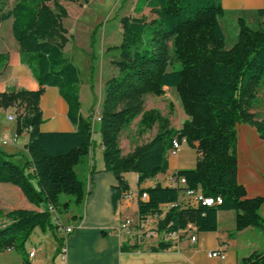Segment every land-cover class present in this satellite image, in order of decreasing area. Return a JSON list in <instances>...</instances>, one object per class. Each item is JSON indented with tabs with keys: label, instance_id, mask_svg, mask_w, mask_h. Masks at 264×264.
I'll list each match as a JSON object with an SVG mask.
<instances>
[{
	"label": "trees",
	"instance_id": "16d2710c",
	"mask_svg": "<svg viewBox=\"0 0 264 264\" xmlns=\"http://www.w3.org/2000/svg\"><path fill=\"white\" fill-rule=\"evenodd\" d=\"M67 2L74 0H0V24L12 20L20 61L30 68L39 85L37 91L0 93V109L23 107L24 113L17 117V132L29 133L23 165L0 150V183L17 186L31 204L43 209L0 210V251L19 252L22 264H31L25 249L36 229L51 231L60 247L65 244L49 207L59 215L68 214L73 208L81 209L87 198L86 183L77 169L88 161L94 148V126L93 118L85 119L80 112V72L65 53L69 42L63 25L68 17ZM146 9L153 18L142 15ZM134 13L122 20L123 41L116 62L119 77L107 83L99 116L104 169L118 181L112 188L113 204L130 190L123 175L135 173L138 219L157 216L160 234L185 231L189 226L202 233L216 232L221 211L236 212L231 237L249 227L261 229L264 198H246V189L238 181L237 128L252 126L264 140V120L253 113L262 104L259 91L264 87V9L239 14L230 49H226L221 25L230 12L223 9L221 0H138ZM251 17L256 21L253 26L248 24ZM9 59L8 54L0 53V62L6 64ZM46 88L58 90L75 131H42L40 104ZM165 88L178 92L188 116L181 129L169 128V120L156 110L143 113L145 96H160ZM139 117L140 135L155 124L159 132L147 144L122 156L120 134ZM174 141L186 143L199 154L194 169L173 175L185 179V186L156 183L143 187L168 171ZM187 191L221 198L222 203L185 206L181 197ZM143 194L147 200L142 199ZM167 205L174 206L164 211ZM174 246L163 238L151 251ZM139 249L135 244L122 250ZM243 263L264 264V257L253 255Z\"/></svg>",
	"mask_w": 264,
	"mask_h": 264
},
{
	"label": "crops",
	"instance_id": "0c3cea01",
	"mask_svg": "<svg viewBox=\"0 0 264 264\" xmlns=\"http://www.w3.org/2000/svg\"><path fill=\"white\" fill-rule=\"evenodd\" d=\"M221 3L223 9L230 12V17L234 19H238L241 12H255L264 9V0H221ZM145 12H150V10L146 9L142 13L146 17ZM252 19L255 20L254 17ZM0 40H3L1 36ZM11 46H13L12 51L0 52L10 56L7 70H0L2 75L0 93L20 89L37 91L39 85L30 68L20 61L18 43H11ZM40 108L43 115V132L75 131V127L67 116V104L56 88H46ZM0 111L3 114L0 120V150L14 155L13 161L18 165H23V159L27 156L29 133L17 132V119L13 116L16 107L0 109ZM9 116H12L14 120L10 121ZM95 118L93 124L95 123L96 126L98 123L99 129V118L97 120ZM94 129L98 130L96 127ZM237 129L238 181L246 189V198H264V140L259 137L252 126L239 125ZM122 133L120 134V146L122 156H125L131 154L136 147L130 144V150L125 154L122 147ZM93 141L94 148L88 159L92 163L88 169L87 198L81 208L82 212L72 215L65 225L74 227L73 232L65 241L66 254L61 255L62 247L51 231L42 232L36 229L29 240L31 246L28 249V257L29 253L36 249V257L29 258L31 264H244L243 261L253 255L264 257V225L261 229L246 228L231 237L230 235L236 229L237 215L234 211L218 213L216 232L202 233L195 228L192 235L196 236V243L191 242L188 236H184L175 243L173 248L162 252L151 251L161 237L140 241L137 235L133 238L121 235L118 229L125 219H131L135 223L139 221L137 200L126 201L121 198L115 205L113 204L112 188L118 186V181L111 172L104 169V149L100 133L94 132ZM198 158V152L183 143L176 156H168V171L158 175L155 180L145 182L143 187H152L156 183L167 186V181L177 171L194 169ZM123 177L130 190L138 192V175L125 173ZM130 180L134 183L132 184ZM187 198L182 196L181 201ZM18 209L43 211L42 208L31 204L17 186L0 183V210L11 212ZM261 214L264 218V205ZM63 236L59 233L60 238ZM135 244L140 247L139 250L133 252L122 250L124 246ZM215 251L225 252L226 258H210L208 254ZM17 261L22 264V258Z\"/></svg>",
	"mask_w": 264,
	"mask_h": 264
},
{
	"label": "rangeland",
	"instance_id": "374dc122",
	"mask_svg": "<svg viewBox=\"0 0 264 264\" xmlns=\"http://www.w3.org/2000/svg\"><path fill=\"white\" fill-rule=\"evenodd\" d=\"M137 3L138 0H74V2L64 3L68 17L63 20V25L69 39L65 53L80 72L79 103L80 112L85 119L90 116L94 119L96 115L95 120L99 118L105 101L107 83L119 77L116 62L120 59V47L123 41L122 20L134 13ZM12 6L13 2H10L9 7ZM145 15L147 19L154 17L151 12H145ZM237 20L231 18L230 15L221 20L226 36V49H230L235 42ZM255 22L251 17L248 24L251 26ZM0 36L3 38L0 40V52L12 51L11 43L16 44L17 42L12 33L11 20L0 24ZM6 67L7 63L0 62V70H7ZM259 98L262 104L255 108L253 113H256L259 120H264V87L259 91ZM153 110L158 111L161 116L169 120L171 129H181L188 120L180 96L175 89H164V93L160 96L146 95L143 113ZM23 113V107H16L13 116L17 119ZM1 118H3V114L0 111V120ZM140 121L141 117L123 130V133L121 132L125 154L130 150V144L133 147L143 146L159 132V125L155 124L147 133L140 135ZM10 125L12 124L10 123ZM93 125L98 129V123L96 126L95 123ZM94 132L99 133V129H94ZM91 163V161H86L77 169L78 175L84 183H87L88 169ZM130 182L134 183L132 180ZM80 212H82L81 209L73 208L68 214L59 215L56 213L52 215V219L54 223L60 222L66 225L72 215ZM30 246L31 243L28 242L25 249L27 256ZM11 251H0V264H19L17 260H20L22 255L19 252ZM41 255L43 256V252Z\"/></svg>",
	"mask_w": 264,
	"mask_h": 264
},
{
	"label": "built area",
	"instance_id": "2783aa9c",
	"mask_svg": "<svg viewBox=\"0 0 264 264\" xmlns=\"http://www.w3.org/2000/svg\"><path fill=\"white\" fill-rule=\"evenodd\" d=\"M8 118L10 121L14 120L12 116H9ZM181 146L182 145L178 141H174L173 149L169 152V155L176 156L180 152ZM185 184H186L185 179L178 180L174 176H171L169 180L167 181V186L171 188L184 187ZM183 196L188 197L187 200L183 201L182 203L185 206L197 207L200 203L212 206V205L222 203L221 198H217V199L206 198L203 196L201 192L187 191ZM122 199L126 201L137 200L138 193L129 190L128 192L123 194ZM142 199L147 200L148 199L147 194H143ZM173 206L174 205L165 206L164 211L168 210L170 207H173ZM49 209L52 215L56 214V211L53 209V207H49ZM157 222H158L157 216L149 217L143 221H138L136 223L131 219H125L121 223L118 230L121 235H124L128 238H133L134 236L137 235L140 241H142L143 239H154V238L161 237V239L164 238L166 241H172L174 243H177L182 237L188 236L191 242L196 243L197 238L195 235H192L193 231L195 230V227L189 226V228L185 231L164 235V234H160L157 231ZM55 225L58 226L59 233L64 235L63 238L66 241L68 235L73 232L74 227L65 226L63 223H60V222L55 223ZM65 254H66V247L64 244V246L61 248V255L64 256ZM208 256L210 258L219 257L221 259H225L226 253L223 251H215V252L209 253ZM35 257H36V249H33L29 253V258L34 259Z\"/></svg>",
	"mask_w": 264,
	"mask_h": 264
}]
</instances>
